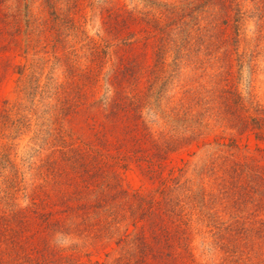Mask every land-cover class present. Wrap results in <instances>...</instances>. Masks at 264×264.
Masks as SVG:
<instances>
[{"label": "rangeland", "instance_id": "1", "mask_svg": "<svg viewBox=\"0 0 264 264\" xmlns=\"http://www.w3.org/2000/svg\"><path fill=\"white\" fill-rule=\"evenodd\" d=\"M189 1L193 2L83 0L76 29L66 32L65 41L57 47L43 39L29 43L23 36L14 41L8 27L6 31L0 23L2 212L26 208L38 199L34 191L43 180L37 168L45 161L58 160L70 148H99L102 137L113 139L127 131L130 120L117 123L107 118L116 97L108 79L123 60L115 46L121 41L107 27L111 18L133 12L162 22L182 19L188 22V32L200 21L204 31L226 39L225 45L217 43L220 49L211 57L195 61L184 50L175 61L176 53L170 50L165 71L151 78L150 74L140 75L139 68L153 66V51L147 56L141 51L129 55L141 82L134 79L117 96L126 97L122 102L133 101V113L140 116V122L161 145L168 148L169 142L171 146L165 159L153 152L133 159L113 153L126 164L117 167L120 187L160 200L163 182L175 187L171 177L180 181L181 190L172 197L179 200L177 209L184 222H177L182 229L170 227L172 232L178 230L181 243L169 248L160 242L162 248L156 246L159 251L169 255L189 251L195 261L186 264H264V137L258 136L251 121L259 116L257 109L264 110V0H237L239 11H231L228 25H223L225 12L219 8H206L202 13L201 8L192 10L198 3ZM94 46L107 51L100 72L92 62ZM94 68L99 86L91 103H86L84 93ZM70 83L67 93L71 102L63 107L57 99V87ZM78 93L84 96L78 99ZM7 113L9 117L3 118ZM223 159L244 166L235 174L208 171ZM121 213L120 224L106 233L91 222L73 225L52 244L87 264H112L125 254L119 241L126 231L133 237L144 230L153 242L160 241V217L151 216L133 225L128 209L121 208ZM229 225L250 232L248 238L233 245L239 252L236 256L226 253L218 241V233H223L219 229ZM167 263L165 256L156 260V264Z\"/></svg>", "mask_w": 264, "mask_h": 264}, {"label": "trees", "instance_id": "2", "mask_svg": "<svg viewBox=\"0 0 264 264\" xmlns=\"http://www.w3.org/2000/svg\"><path fill=\"white\" fill-rule=\"evenodd\" d=\"M236 1L193 0L189 3H198L192 10L201 8L202 13L206 8H219L225 12L223 25H228L231 11H239L235 8ZM82 2L83 0H0V23L6 31L8 27L7 32L11 33L14 41H18V36H23L29 43L43 39L45 42H53L57 47L65 41L66 32L76 29V15L81 12ZM36 8L37 13L34 11ZM195 24L198 25L196 29L188 32V22H182V19L162 22L158 18L139 16L133 12L118 13L106 24L115 39L121 41L115 46L123 54L122 65L108 79V85L115 89L116 97L111 103L107 118L117 123L120 119L130 120L128 129L123 136L113 139L109 138L111 136L102 137L99 148H70L58 160L45 161L37 168V175L43 180L34 191L38 199L31 206L11 210L9 213L0 210V264H87L73 255H65L58 247L53 246V239L57 235L66 234L69 226L86 225L90 222L101 226L106 233L122 221L121 208L128 209L134 220L133 225H138L139 221L151 216L160 217L159 231L162 237L160 241H156L155 237L153 242L144 230L133 237L130 231H126L119 241L125 254L112 264H156V260L163 256L167 258V264L195 261L189 251L183 255H169L156 247L162 248L163 245L170 248L175 242L181 243L178 230L172 232L170 227L180 229L177 222H184L183 214L177 209L179 200L175 201L172 197L173 192L181 190L178 178L173 176L170 179L175 187L168 186L167 182L162 183L159 189L160 200L141 192L130 193L120 187L117 169L126 164L117 160L118 157L113 154L119 156L124 153L126 158L133 159L153 152L154 156L166 158L171 144L168 142V148L165 144L161 145L140 122V116L133 113L136 106L134 102H122L126 97L122 98L117 94L134 79L141 82V77L135 76L130 64L131 53L141 51L147 56L149 50L153 51V66L140 67L139 74H150L154 78L165 71L166 55L170 50L176 53L175 61L180 59L184 50L197 61L201 56L211 57L214 50L220 49V46H216L217 43L226 44V39L204 31L200 21ZM106 57V50L92 47V62L97 70H103ZM96 68L88 77L89 93H84L88 101L86 103H91L99 86ZM74 77L76 75L72 74V78ZM71 86L70 83L57 87V99L63 107H68L71 102L67 93ZM84 94L78 93V99ZM92 103H95V99ZM256 112L259 116L252 117L251 121L259 131L258 136L263 138L264 110L257 109ZM8 117V113L3 116ZM219 119L224 122V118ZM0 123L3 124L2 121ZM245 124L248 122L245 121ZM133 152L136 156H128ZM243 166L223 159L220 164L213 163L207 169L211 173L222 171L225 174H235ZM219 230L223 232L218 233L220 247L232 256L239 253L233 245L243 237L248 238L250 233L245 228L239 229L232 225ZM90 264L105 263L95 261Z\"/></svg>", "mask_w": 264, "mask_h": 264}]
</instances>
